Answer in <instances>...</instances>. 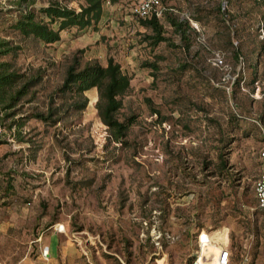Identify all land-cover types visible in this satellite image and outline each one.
<instances>
[{"label":"rangeland","instance_id":"374dc122","mask_svg":"<svg viewBox=\"0 0 264 264\" xmlns=\"http://www.w3.org/2000/svg\"><path fill=\"white\" fill-rule=\"evenodd\" d=\"M60 1L77 8L82 0ZM136 1L104 0L94 28H64L43 43L11 29L18 3L0 0V39L18 45L0 60L24 78L40 76L0 119L6 264H30L42 244L48 264H186L200 228L228 239L231 264H264V213L253 194L264 126V0H160L196 30L185 47L162 18L167 39L150 47L142 39L149 30L131 13ZM73 55L102 64L111 56L129 76L116 111L134 117L126 144L109 139L94 87L83 92V109L55 124L23 117L7 125L45 110Z\"/></svg>","mask_w":264,"mask_h":264},{"label":"trees","instance_id":"16d2710c","mask_svg":"<svg viewBox=\"0 0 264 264\" xmlns=\"http://www.w3.org/2000/svg\"><path fill=\"white\" fill-rule=\"evenodd\" d=\"M16 2L19 7L9 27L22 37L30 36L43 43H52L59 39V32L64 28L71 26L94 28L102 16L104 0H82L77 8L67 6L60 0H46L38 4L35 0H16ZM136 17L140 25L149 30L142 34V39L146 40L150 47L167 39L161 18L178 35L182 47L187 46L188 37L196 33L186 18H180L163 10L161 5L158 15L150 12L143 17ZM193 18L198 19L197 16ZM16 48L18 45H9L8 40L0 39V54L8 53ZM149 64L152 67L157 66L155 63ZM24 75V72L15 68L10 60H0V119L7 118L16 112L18 109L16 105H20L18 104L20 98L28 92L29 88L37 84L40 78L39 74L28 78H24ZM128 86L129 76L111 56H107L102 64L96 60L80 63L76 55H73L64 69L60 83L48 95L45 110L29 111L20 118L10 119L7 125L14 124L17 127L21 125L23 117H34L46 124H55L65 116L83 109L87 102V96L83 92L94 87L96 115L106 126L109 139L126 144V131L134 117L127 115L119 118L116 111L121 105L120 96ZM89 97L93 100L95 91H92ZM230 253L232 259L237 256L233 248H230Z\"/></svg>","mask_w":264,"mask_h":264},{"label":"built area","instance_id":"2783aa9c","mask_svg":"<svg viewBox=\"0 0 264 264\" xmlns=\"http://www.w3.org/2000/svg\"><path fill=\"white\" fill-rule=\"evenodd\" d=\"M150 12L158 15L160 13L159 0H137L131 7V13L135 16L143 17ZM218 52H214L213 59H216ZM4 128L0 124V139L3 137ZM261 144L257 150V157L259 167L257 174L253 180V194L255 197L256 206L264 213V126H260ZM63 229L62 225L55 227V230L60 231ZM227 237V235H226ZM215 245L214 250H209L208 245ZM195 245L193 256L186 264H228L230 259V247L227 241L216 238L208 230L200 228L195 233ZM48 256V244H42L39 257L46 259ZM0 264H6L0 260ZM31 264H39L38 261Z\"/></svg>","mask_w":264,"mask_h":264},{"label":"crops","instance_id":"0c3cea01","mask_svg":"<svg viewBox=\"0 0 264 264\" xmlns=\"http://www.w3.org/2000/svg\"><path fill=\"white\" fill-rule=\"evenodd\" d=\"M49 259H50V255H49V249H48V256H47L46 259H40V257L38 256V259L35 260V261H38L39 264H48ZM35 261H32V262H35ZM232 261H235V260H233L232 258H230L228 264H231ZM32 262H30V264H31ZM234 263H235V262H234Z\"/></svg>","mask_w":264,"mask_h":264},{"label":"bare ground","instance_id":"6f19581e","mask_svg":"<svg viewBox=\"0 0 264 264\" xmlns=\"http://www.w3.org/2000/svg\"><path fill=\"white\" fill-rule=\"evenodd\" d=\"M220 234V233H219ZM218 236V235H217ZM223 241H225V239L223 240ZM212 246H215V245H212Z\"/></svg>","mask_w":264,"mask_h":264},{"label":"water","instance_id":"95a60500","mask_svg":"<svg viewBox=\"0 0 264 264\" xmlns=\"http://www.w3.org/2000/svg\"><path fill=\"white\" fill-rule=\"evenodd\" d=\"M193 256V255H192Z\"/></svg>","mask_w":264,"mask_h":264}]
</instances>
